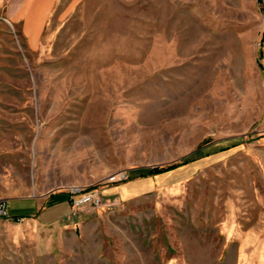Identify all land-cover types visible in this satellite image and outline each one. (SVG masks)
<instances>
[{
	"label": "rangeland",
	"instance_id": "rangeland-1",
	"mask_svg": "<svg viewBox=\"0 0 264 264\" xmlns=\"http://www.w3.org/2000/svg\"><path fill=\"white\" fill-rule=\"evenodd\" d=\"M23 2L0 0V200L99 202L4 208L0 264H264V0H54L34 42Z\"/></svg>",
	"mask_w": 264,
	"mask_h": 264
},
{
	"label": "crops",
	"instance_id": "crops-1",
	"mask_svg": "<svg viewBox=\"0 0 264 264\" xmlns=\"http://www.w3.org/2000/svg\"><path fill=\"white\" fill-rule=\"evenodd\" d=\"M54 0H24L14 17L24 19V30L34 42L53 8ZM14 12H12L13 14ZM9 216L17 220H30L40 225H50L69 218L70 205L57 193L39 196L13 197L5 200Z\"/></svg>",
	"mask_w": 264,
	"mask_h": 264
},
{
	"label": "built area",
	"instance_id": "built-area-1",
	"mask_svg": "<svg viewBox=\"0 0 264 264\" xmlns=\"http://www.w3.org/2000/svg\"><path fill=\"white\" fill-rule=\"evenodd\" d=\"M69 200L72 212H74L76 209H78L80 206L86 203H94L97 204L99 202V198L95 193L89 192L84 193L80 192L79 189L74 188L71 189V192L69 193ZM5 201L0 200V214L5 215Z\"/></svg>",
	"mask_w": 264,
	"mask_h": 264
},
{
	"label": "trees",
	"instance_id": "trees-1",
	"mask_svg": "<svg viewBox=\"0 0 264 264\" xmlns=\"http://www.w3.org/2000/svg\"><path fill=\"white\" fill-rule=\"evenodd\" d=\"M177 165L178 164H176V163H172V164H168V165H164V166H155V167L144 168V169L140 170L138 175L144 176V175H149V174L160 173V172L166 171L168 169H171V168H173V167H175ZM13 219L17 220V218H13Z\"/></svg>",
	"mask_w": 264,
	"mask_h": 264
}]
</instances>
